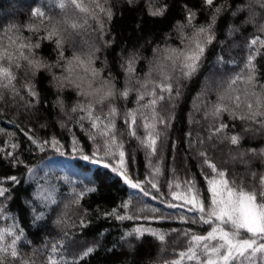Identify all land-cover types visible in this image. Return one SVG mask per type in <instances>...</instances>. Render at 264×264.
<instances>
[{"label":"trees","instance_id":"obj_1","mask_svg":"<svg viewBox=\"0 0 264 264\" xmlns=\"http://www.w3.org/2000/svg\"><path fill=\"white\" fill-rule=\"evenodd\" d=\"M60 2L0 0V38H5L4 43L6 36L38 42L35 56L52 66L51 71L44 69L35 75L27 67L13 69L14 87L0 89V188L5 189V195L0 196V230L12 228L19 233L17 249L29 264H49L50 256L58 264H172L187 250L186 232L207 231L205 225L186 222L193 215L187 206L168 207L183 203L173 200L172 194L184 193L186 181L195 183L201 198L206 195L204 177L210 170L201 153L238 184L260 190L264 156L253 154V150L264 152V128L251 121L233 120L227 113L216 119L211 113L222 95L243 96L245 88L264 91L260 88L264 84L261 46H255L254 63L260 71L255 89L241 81L229 88L232 78L245 71L253 47L250 41L257 36L264 39V32L259 30L264 25V6L261 0H216L222 11L198 71L191 79L171 81V99L157 89L165 99L156 106L155 130L159 135L153 153L140 143L146 137L144 127H137L135 137L129 134L126 114L143 103H137L138 94L144 91L142 82H159L156 72L151 76L149 72L163 62V50L182 46L179 26L186 23L182 6L187 4L196 13L195 25L208 24L212 10L202 0H136L133 5L127 0H100L111 9L112 19L107 20L97 10L98 19L85 22L72 5L61 9ZM163 5H167L163 17L149 14ZM37 9L45 13L43 19L33 15ZM72 23L81 26L73 30ZM53 24L63 36L64 58L91 56L100 72L95 86L105 79L114 85L117 95L110 103L118 112L114 124L117 142L125 153L124 169L148 195L113 171L119 167L118 153L105 155L100 137L91 139L90 132L95 130L87 119H80L86 115L80 106L88 100L74 86L61 87L54 79L65 75V61L52 41L38 39ZM183 31L188 34L191 29ZM133 58L135 71L130 77L126 69ZM33 89L36 97L30 94ZM125 89H131L127 98L119 95ZM248 98L254 102V97ZM96 109L99 112L100 106ZM107 111L105 106L101 115ZM237 111L247 110L242 107ZM145 116L153 123L147 110ZM141 123L138 114L137 125ZM221 123L227 128L217 132ZM233 135L239 137L237 145L230 142ZM73 140L79 151L73 150ZM44 141H58L59 150L50 144L41 149ZM98 145L100 152L94 157ZM97 159L99 163L94 162ZM105 163L109 167L105 168ZM136 228L149 231L143 238L129 235ZM161 234L163 240L159 239ZM89 248L93 252L84 255ZM184 264L190 262L185 260Z\"/></svg>","mask_w":264,"mask_h":264},{"label":"snow or ice","instance_id":"obj_2","mask_svg":"<svg viewBox=\"0 0 264 264\" xmlns=\"http://www.w3.org/2000/svg\"><path fill=\"white\" fill-rule=\"evenodd\" d=\"M136 0H127L129 5L135 4ZM94 4L95 7H90ZM202 3L212 10L209 23L204 25H195L193 23L196 13L187 4L182 7L185 9V24H181V47L165 48L163 50L162 63H157L149 72L155 71L159 77V82L156 80H146L141 83V88L144 91L138 94L137 103L143 101L136 111H131L126 114L125 124L128 126L129 134L135 137L137 135V127H144L146 130V137L140 139V143L152 150L156 151V144L158 133L155 130V114L156 106L159 101L165 99V96L158 95L159 92L167 93L168 98L171 99L173 93V79H191L198 71L201 61L207 50V46L212 44L214 39V26L218 15L222 11L220 6L216 5V0H202ZM72 5L76 10L83 14L84 21L88 18L98 19L97 10L107 20L112 19V12L110 8L104 7L100 0H61L59 7L64 9L67 5ZM261 5L264 6V0H261ZM167 11V5L153 9L149 14L154 17H163ZM40 19L45 17V13L39 9L33 13ZM101 28H103V21H100ZM81 25L72 23L70 27L76 30ZM190 28L188 34H184V29ZM35 30V29H33ZM264 32V25L259 29ZM46 34L38 37L39 40H49L55 44L59 51V56L64 60L62 77H54L61 87L66 84L74 86L79 94L84 96L88 102L80 106V111L85 112L86 115L80 117L81 120L87 119L90 128L95 132H90L91 139L94 141L99 136L102 140L105 155H116L118 153L119 167H113V171H118L124 177L125 182L132 188H139L144 195H148L141 185L128 176L124 169L125 153L122 150L123 145L117 142L116 128L114 120L118 115L117 109L111 106V101L117 95L114 85L107 79L102 80L98 86L96 79L99 77V69L93 66L94 60L91 56L87 58L80 55H73L70 59L64 58V53L61 50L63 47V36L60 30L53 24L50 29H45ZM5 38H0V89H7L10 86L14 87L13 81L16 80V74L13 69H20L27 67L33 75L41 70L51 71V65L46 64L38 59L34 54V49H38L40 44L31 42H24L19 37L6 36L7 43H4ZM19 41V42H17ZM253 46L251 53L247 58L245 64V71L232 78L229 84H236L241 81L244 84H251L255 89L260 71L254 63L256 58V47H264V39L259 36L254 37L250 41ZM14 46V50L12 49ZM27 50V51H25ZM21 61L24 63L22 64ZM134 58L128 62L126 71L129 76L134 73ZM59 66V62H57ZM178 73V75H176ZM75 77V78H74ZM91 77V78H89ZM151 85V88H149ZM260 88L264 89V84H260ZM131 89H125L119 95L123 98L129 96ZM30 94L36 97L38 93L33 89ZM176 95L179 96V90L176 89ZM254 97V102L248 97ZM147 97V99H146ZM229 103H224L225 100ZM106 101L109 102L106 105ZM96 105L100 106L97 112ZM108 107L107 113L103 116L101 113L104 107ZM247 111H237L241 108ZM73 108L72 111H76ZM145 110L151 114L153 123H148V117L145 116ZM223 113L235 120L251 121L258 124L259 127L264 128V91H251L247 88L243 90V96L240 94L220 96L216 105L213 106L211 115L220 119ZM142 118V123L137 125V115ZM227 128L226 124L221 123L217 128V132ZM35 142V141H34ZM230 142L233 145L239 143V137L233 135L230 137ZM45 144H50L53 148L59 150L58 141H44L39 145L43 149ZM77 142L73 140V150L79 151L75 145ZM100 145L93 153L96 157L100 152ZM253 154L264 156V152ZM205 157L204 163L210 170L204 177L206 186L204 198H201L200 190L196 188L195 183L186 181V189L184 193H173V200H180L181 205L168 204L169 208L187 206V211L193 213L186 222L193 224H202L207 226L205 234H198L195 232H186L185 236L188 238L187 250L178 254L179 259L173 261L172 264H184L187 260L190 264H264V176L259 180L260 190L256 191L245 187L242 183L238 184L234 179H231L228 173L222 169H218L215 163L207 159L206 153H201ZM88 160L90 157L84 156ZM99 163L100 160H94ZM104 167H109L108 163ZM159 170L157 169V172ZM15 181V177L12 178ZM151 183V182H150ZM151 186L156 188L157 185L152 183ZM179 184L176 185L179 188ZM5 195V189L0 188V196ZM207 201V202H206ZM118 219H125L124 216H118ZM132 219L133 217H127ZM149 230L146 228H136L133 235L137 238H143L145 233ZM153 236L157 233L152 232ZM10 237V239H9ZM19 233L14 232L12 228L0 230V264H10V261H19V264H29L20 256L17 249V241ZM159 239L163 240L164 236L159 235ZM55 251V249H53ZM93 249L89 248L84 253L88 255L92 253ZM10 258V260H9ZM49 264H58V260L54 257L48 258ZM34 264V262H33Z\"/></svg>","mask_w":264,"mask_h":264},{"label":"rangeland","instance_id":"obj_3","mask_svg":"<svg viewBox=\"0 0 264 264\" xmlns=\"http://www.w3.org/2000/svg\"><path fill=\"white\" fill-rule=\"evenodd\" d=\"M84 26L86 27V24H85ZM88 27H89V26H88ZM81 28H82V27H81ZM85 30H86V29L83 27V31H85ZM75 41H77V36H76V40L74 39L73 42H75ZM81 44L84 45V46H85V45L87 46V43H85V42H84V43L81 42ZM88 48H89V47H88ZM86 49H87V48H86ZM214 68L217 69V66H215ZM215 69L212 71V74H211L212 76H213L214 73L216 72Z\"/></svg>","mask_w":264,"mask_h":264}]
</instances>
